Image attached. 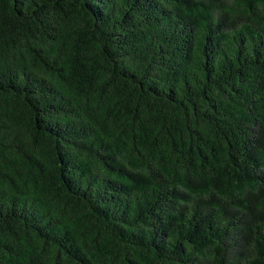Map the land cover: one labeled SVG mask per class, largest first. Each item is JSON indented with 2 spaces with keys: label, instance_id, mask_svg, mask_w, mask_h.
Instances as JSON below:
<instances>
[{
  "label": "trees",
  "instance_id": "obj_1",
  "mask_svg": "<svg viewBox=\"0 0 264 264\" xmlns=\"http://www.w3.org/2000/svg\"><path fill=\"white\" fill-rule=\"evenodd\" d=\"M0 264H264V0H0Z\"/></svg>",
  "mask_w": 264,
  "mask_h": 264
}]
</instances>
